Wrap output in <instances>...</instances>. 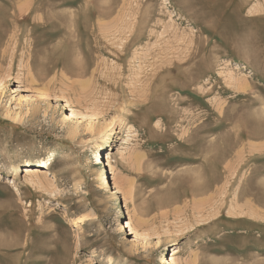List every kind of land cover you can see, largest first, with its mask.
I'll list each match as a JSON object with an SVG mask.
<instances>
[{
    "label": "rangeland",
    "instance_id": "obj_1",
    "mask_svg": "<svg viewBox=\"0 0 264 264\" xmlns=\"http://www.w3.org/2000/svg\"><path fill=\"white\" fill-rule=\"evenodd\" d=\"M0 146V264H264V0H0Z\"/></svg>",
    "mask_w": 264,
    "mask_h": 264
},
{
    "label": "bare ground",
    "instance_id": "obj_2",
    "mask_svg": "<svg viewBox=\"0 0 264 264\" xmlns=\"http://www.w3.org/2000/svg\"><path fill=\"white\" fill-rule=\"evenodd\" d=\"M136 77V76H135ZM175 98V97H174ZM141 99V98H140ZM138 100V99H137ZM158 100V99H157ZM139 101V100H138ZM111 104V103H109ZM101 108V107H100ZM122 109V108H121ZM199 116V115H198ZM197 117V116H196ZM159 120V119H158ZM178 124V123H177ZM190 127V126H189ZM131 128V126H130ZM129 128V129H130ZM177 128V127H176ZM131 131V129L129 130ZM254 132V131H253ZM79 133H75L74 136H77ZM128 136V135H127ZM119 140L123 141L121 137H118ZM181 139V138H180ZM126 142V141H125ZM0 153H3L6 151V149H4V147H1L0 146ZM131 153V152H129ZM112 154H110L107 158H111ZM133 156V155H132ZM137 156V155H136ZM139 156V155H138ZM143 156V155H142ZM190 157V156H189ZM124 158V157H123ZM138 157H136L137 159ZM139 159V158H138ZM136 161V160H135ZM21 173H24V176L25 178H36L34 181H36L35 183L37 185H39L41 187V189H45L47 190L48 192L51 191V187L54 186L58 180V173L57 171H50L48 169H46L44 167V165L42 163H27L26 165H23L21 166ZM201 176V175H200ZM204 177V176H203ZM20 178V177H19ZM197 179V178H196ZM18 178L15 177L13 179V183H16L18 182L17 181ZM198 181V180H197ZM32 183H34L32 180H31ZM201 182V181H200ZM208 182V181H207ZM206 182V183H207ZM16 185V184H15ZM208 185V184H207ZM206 186V185H205ZM38 187V186H37ZM43 187V188H42ZM131 189V188H130ZM130 189L128 191H130ZM44 190V191H45ZM200 192V191H199ZM104 201V200H103ZM104 203V202H103ZM105 204V203H104ZM203 205V203H194V208L195 209H200L201 206ZM231 207V206H230ZM236 207V206H235ZM176 211V210H175ZM175 214V213H174ZM176 215V214H175ZM256 215V214H255ZM129 228L130 232L129 234L130 235H133V238L130 239V244H131V247H135L137 246L138 244V241L141 237V233L139 232V230L136 228V227H131L129 224H126L124 221H122L120 223V228L119 230H127ZM1 253V252H0Z\"/></svg>",
    "mask_w": 264,
    "mask_h": 264
}]
</instances>
